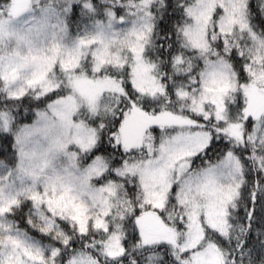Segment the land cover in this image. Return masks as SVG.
Listing matches in <instances>:
<instances>
[{
  "label": "snow or ice",
  "instance_id": "1",
  "mask_svg": "<svg viewBox=\"0 0 264 264\" xmlns=\"http://www.w3.org/2000/svg\"><path fill=\"white\" fill-rule=\"evenodd\" d=\"M0 264H264V0H0Z\"/></svg>",
  "mask_w": 264,
  "mask_h": 264
}]
</instances>
